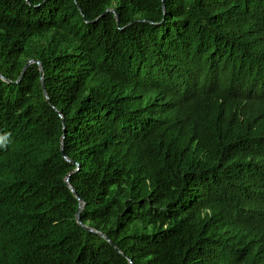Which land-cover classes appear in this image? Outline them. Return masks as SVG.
<instances>
[{
	"label": "trees",
	"instance_id": "obj_1",
	"mask_svg": "<svg viewBox=\"0 0 264 264\" xmlns=\"http://www.w3.org/2000/svg\"><path fill=\"white\" fill-rule=\"evenodd\" d=\"M129 260L264 264V0H0V264Z\"/></svg>",
	"mask_w": 264,
	"mask_h": 264
},
{
	"label": "water",
	"instance_id": "obj_2",
	"mask_svg": "<svg viewBox=\"0 0 264 264\" xmlns=\"http://www.w3.org/2000/svg\"><path fill=\"white\" fill-rule=\"evenodd\" d=\"M108 10H112V9L109 8ZM32 62H36V63L38 64V66H39V70H40V81H41V84H42V89H43V91L45 92L44 85H43V69H42V66H41V64H40V62H39L38 60H29V61L24 65V67L22 68L21 74H20V76L18 77V79H17L15 82H17L18 80L21 79V76H22V74L24 73L25 69H26L27 66H28L30 63H32ZM3 79H4V78H3ZM4 80H6V79H4ZM61 152L63 153V147H62V145H61ZM67 160H69V159H67ZM65 183H66V185H67V186H68L73 192H75L74 189H73V188L71 187V185L69 184V182H68V178H67V177H66V179H65ZM76 197L78 198L79 201H81V199L79 198V196H78L77 194H76ZM81 208H82V205L79 206L78 211H77V213H76V220H77L78 223H80V221H79V212H80ZM84 227L87 228V229H90V228L87 227L86 225H85ZM100 235L103 236V237H105L104 234H102V233H100ZM129 263L132 264L131 260H129Z\"/></svg>",
	"mask_w": 264,
	"mask_h": 264
},
{
	"label": "clouds",
	"instance_id": "obj_3",
	"mask_svg": "<svg viewBox=\"0 0 264 264\" xmlns=\"http://www.w3.org/2000/svg\"><path fill=\"white\" fill-rule=\"evenodd\" d=\"M111 9H112V8H111ZM110 11H112V10H110ZM251 109H252V111H253L256 115L263 117V114H262V112L259 110V108L255 107V108H251ZM65 158H66V157H65ZM66 159H68V158H66Z\"/></svg>",
	"mask_w": 264,
	"mask_h": 264
}]
</instances>
